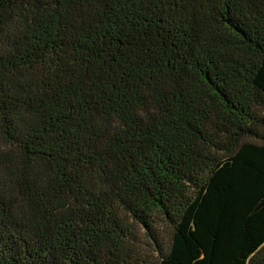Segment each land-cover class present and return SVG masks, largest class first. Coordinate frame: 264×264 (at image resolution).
I'll list each match as a JSON object with an SVG mask.
<instances>
[{
    "label": "trees",
    "instance_id": "16d2710c",
    "mask_svg": "<svg viewBox=\"0 0 264 264\" xmlns=\"http://www.w3.org/2000/svg\"><path fill=\"white\" fill-rule=\"evenodd\" d=\"M0 264H264V0H0Z\"/></svg>",
    "mask_w": 264,
    "mask_h": 264
},
{
    "label": "rangeland",
    "instance_id": "374dc122",
    "mask_svg": "<svg viewBox=\"0 0 264 264\" xmlns=\"http://www.w3.org/2000/svg\"><path fill=\"white\" fill-rule=\"evenodd\" d=\"M167 237H168V233L162 232V238L167 239Z\"/></svg>",
    "mask_w": 264,
    "mask_h": 264
}]
</instances>
